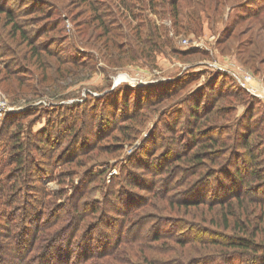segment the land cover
<instances>
[{
	"label": "rangeland",
	"instance_id": "rangeland-1",
	"mask_svg": "<svg viewBox=\"0 0 264 264\" xmlns=\"http://www.w3.org/2000/svg\"><path fill=\"white\" fill-rule=\"evenodd\" d=\"M116 2L0 0L1 263L264 264V0Z\"/></svg>",
	"mask_w": 264,
	"mask_h": 264
},
{
	"label": "trees",
	"instance_id": "trees-1",
	"mask_svg": "<svg viewBox=\"0 0 264 264\" xmlns=\"http://www.w3.org/2000/svg\"><path fill=\"white\" fill-rule=\"evenodd\" d=\"M121 1H122V3L119 4L118 2H116L115 4H117V6L120 5V7H125L123 5L126 3V0H121ZM176 6L177 5L175 3H172V7L174 8V10L176 9ZM5 13H6V10H3L2 9L0 11V15H4ZM12 17H13V15H12L11 11H9L8 12V16H7L8 20H9L8 25H12V31L14 32V35H15L14 38H13L14 42L17 41V43L20 44L23 41V43H26L27 45H29L30 47H32L33 44L32 43H28L29 39L27 37V34L25 33V31L22 30V28L20 26H18L17 24H13L14 21H13ZM26 39H27V41H26ZM30 138L32 139L34 137H30ZM18 145L20 147L19 149H22V150L25 147V145L23 143L22 144L19 143ZM250 152H249V154H250ZM251 158H252V160H254V156L253 155H252ZM27 159L21 160L19 157H16L15 156V160H17L20 164H22V165L25 166V168H23V170H21V172H20L21 173V178H23V181H25V183L27 181V178L29 177V174H28L29 171L26 172L27 167L25 165ZM29 159L34 160V158H30V157H29ZM200 160H201L200 154H194L193 155L192 162H195V161L198 162ZM251 168H252V166H251ZM239 176H240V173H239ZM251 178H252V180H250ZM262 178H263V175L258 171L257 168H255V169H252L251 170V173H250L248 179H242V184H244L246 186H252V184H254L258 180H261ZM239 184L242 186L241 183H239ZM15 193L16 192H12V195L15 194ZM237 198H239V197H236V200H239ZM191 205L197 206V205H199V203L198 202H193ZM70 207H71V210L72 211L70 210L69 214H67L68 217H73L76 213H78V212L80 213L79 205H77L76 202H73L72 201L71 204H70ZM48 215H52V217H54V213L52 214V212H49ZM52 217L49 218V219H47V221H46V223H45V225L43 227L44 229L39 231L38 238L39 237L40 238L41 237H44L47 234V231H46L45 227L47 228L49 226V224L52 223V221H51ZM223 224L225 225L226 228L232 226V224L229 222L228 218H226V217H224V219H223ZM234 225L236 227H241L242 226L239 222H236ZM236 227H235V230L234 231H237L238 230ZM247 231H248V234H247ZM241 232L243 233V235H233V237L228 238V242L227 243H229L230 246H232V247H234L236 249H241V250H246V251L251 250V251H255V252H262V251H264V247H263L264 244H259L258 242H256L257 240H256V237L254 236V234H250L249 230H247L245 228H242ZM9 234H11V232ZM17 236H18V234H15V235L12 234L10 239H13V240L18 239ZM250 236L251 237H254V239L253 238H250ZM46 237H48V236H46ZM46 237H44V239L42 238V240H39L38 239L39 240L38 242H37V240H35V246H33V244H32L33 248H32L31 251L30 250H26V249L24 251L19 250V249H15V251H16L15 257L18 258L19 260H21V259L24 260L23 258L26 255L27 257L25 258V261H29L30 257L33 258L32 257L33 256L32 255L33 254V251H37V250L38 251L39 250L40 251H46L45 252V256H46L49 248L51 249V247L53 245L52 243L54 242V240H49V237L48 238H46ZM138 237L142 239L141 235H139V234H138ZM168 239L175 240V238L173 236H171ZM0 248H3V246L0 245ZM116 252H118V250H116ZM72 253H75V251L71 249L70 250V253L69 254L67 253L68 256L65 259V261H63L62 264H70V259L68 257ZM85 254L86 253H84V252L80 253L79 258H81L82 256L84 257ZM110 256H111V254H109V255H105V254L104 255H99L97 257L92 256L91 258H85V259H87L85 261H78L76 259L77 261H74L73 264H102V259L107 258V257H110ZM146 256L147 255L143 254L142 257H141V259H139V260L140 261H145L147 259ZM71 257H73V255ZM137 257H138V254H137ZM48 259H50V258L48 257ZM71 259H73V258H71ZM6 260H7L6 259V256L2 253L0 255V264H3L1 262H6ZM36 260L39 261V262H41V263L47 262V260H43V258H40L39 260L38 259H35V261ZM120 261H121L120 263H123L122 260H120ZM13 264H16V263L13 262ZM238 264H242V260H239Z\"/></svg>",
	"mask_w": 264,
	"mask_h": 264
}]
</instances>
